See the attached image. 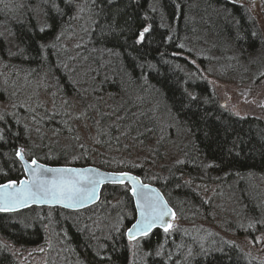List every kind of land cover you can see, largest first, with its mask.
Wrapping results in <instances>:
<instances>
[{"label": "trees", "instance_id": "obj_1", "mask_svg": "<svg viewBox=\"0 0 264 264\" xmlns=\"http://www.w3.org/2000/svg\"><path fill=\"white\" fill-rule=\"evenodd\" d=\"M79 1L0 0V59L25 63L17 68L25 75L45 73L60 100L78 101L90 127L83 138L54 94L53 111L24 112L28 126L21 111L2 113L0 183L23 176L21 148L26 159L49 165L132 172L188 222L213 219L214 207L194 185L213 184L232 210L222 220L229 232L264 231V121L224 109L204 75L262 77L264 39L247 9L236 0ZM77 2L88 29L72 59L61 41ZM144 27L150 31L137 44ZM134 218L128 185L105 184L81 210L0 212V237L30 246L41 242L44 225L53 226L68 264H135L125 238ZM192 239L155 229L136 239V264H264L214 232ZM0 264H19L2 244Z\"/></svg>", "mask_w": 264, "mask_h": 264}, {"label": "rangeland", "instance_id": "obj_2", "mask_svg": "<svg viewBox=\"0 0 264 264\" xmlns=\"http://www.w3.org/2000/svg\"><path fill=\"white\" fill-rule=\"evenodd\" d=\"M38 1L40 2V0ZM236 1L243 5L255 19L264 39V0ZM34 5H36V7L40 6L39 3ZM73 5L75 6L73 7V11H71L72 15H69V24L71 27L67 34L64 33V37L61 41L64 44V48L68 49L67 53L72 59L78 55V46L81 42L82 32L88 29L87 25L84 24L83 12L78 7V2ZM80 5L82 7V4ZM65 43L67 45L66 47ZM22 71L23 70L20 71L16 67L9 66L6 61L0 59V116L2 113H14L17 112L16 110H19L21 111L19 114L21 117H19L18 120L28 126L31 121L25 119L24 115L32 113V111L38 112L39 114L41 112L44 113V110L51 112L55 108L56 101L58 106L65 107L67 104L68 111L70 113L73 111L72 119H77V121H73V125L81 132L84 138V133L89 131L90 127L88 123L82 120L81 115H79L78 101L73 97L67 100H60L52 82L47 78L45 73L41 72V74L31 76L29 74H22ZM204 75L208 84L214 91L218 103L224 109L238 116L254 115L264 121V73L260 79L257 78L250 82L232 81V79L221 80L216 78L215 75ZM53 94L56 98L55 101L53 100ZM68 101L71 104L70 106ZM194 185L197 191H200L199 194H201V197L205 201L209 200L215 211L216 207L212 202L216 203V205L218 203H223L228 208L229 205L225 203L224 200L221 198L217 199L215 185H201L199 183ZM214 209L210 211L213 216L211 221L188 222L175 218L174 225L175 223L176 225L190 223V226H195L193 228L195 232H214L224 239L230 240V242L238 245L249 258L264 263V231L253 232L252 235L243 234L240 236L229 232L222 222L225 218L221 216L218 209L216 212ZM44 231V237L41 242L37 244L25 247L16 246L3 240L1 237L0 244L8 249L19 264H68L67 255L57 239V233L56 235L54 233L55 229L53 226L49 227L44 225ZM100 232L101 235L104 236V229ZM138 247V240L128 242L129 258L131 254L132 262L135 264L140 260L137 256V252H139Z\"/></svg>", "mask_w": 264, "mask_h": 264}, {"label": "snow or ice", "instance_id": "obj_3", "mask_svg": "<svg viewBox=\"0 0 264 264\" xmlns=\"http://www.w3.org/2000/svg\"><path fill=\"white\" fill-rule=\"evenodd\" d=\"M150 31L149 27H144L139 32L135 43L139 44L145 39V34ZM16 155L23 160L22 150H18ZM32 165L36 167L29 169L33 179L25 182L20 181L19 188L13 191L15 181H9L7 184L0 185V211H10L14 204H23L27 200L48 199L49 202L62 203L67 201L69 206L74 204L78 199L90 198L94 191L95 185L99 182L97 179L89 176L88 169H46L37 165L36 160H32ZM53 173L51 179L45 178V173ZM114 180L124 179L131 181L134 185L133 195L138 197L137 205L140 209L141 219L128 229L129 239H134L136 235H147L157 224H164V217L171 212L163 203L162 198L156 195L145 194L150 192L148 186L140 184L138 178L131 177L127 173H121L119 176L112 177ZM141 201H143L141 203ZM171 225L164 227L167 232Z\"/></svg>", "mask_w": 264, "mask_h": 264}, {"label": "water", "instance_id": "obj_4", "mask_svg": "<svg viewBox=\"0 0 264 264\" xmlns=\"http://www.w3.org/2000/svg\"><path fill=\"white\" fill-rule=\"evenodd\" d=\"M18 150H22L21 148H19ZM17 150V151H18ZM24 157V155H23ZM18 158V157H17ZM19 162L21 164L22 170H23V176L15 181L16 184L13 185V189H9L8 191H13L16 188H19L20 186V181H25L28 182L30 180L33 179L31 172L29 171V169L36 167V165H32V160H28L24 157L23 160L19 159ZM37 165H41L46 169H88L89 172L87 173L89 176L97 179L99 182L95 185L94 191L91 194L90 198H81L78 199L74 204H72L71 206H69L68 202H62V203H55V202H49L48 199H43V200H27L25 203L23 204H14L11 208L10 211H0V212H16V211H20V210H24L26 208L32 207V206H37V207H59V208H63V209H67V210H81L83 208L89 207L93 204H95L100 197V191L103 185L105 184H127L129 187V193L132 197V201H133V206L135 209V218L133 220V222L125 229V237L127 240L133 241L139 237H143L146 235H136L134 239H129V235H128V229L131 228L134 224L137 223L138 220L141 219V214H140V209L138 208L137 205V201H138V197L136 195H133L132 189L134 187L133 183L127 179H124L122 182L120 180H114L112 179V177L115 176H119L121 173H127L129 176L131 177H136L138 178L140 184H144L148 186V190H150V192H146L145 194H151V195H156L157 193L159 194V196L162 198V201L164 204H166L167 208L171 210L170 214L168 216L164 217V224H157L155 225L151 230H149L148 233H150L153 229L155 228H161L164 229V227H166L167 225H169V221L174 217L175 212L174 209L171 208L170 204L167 202L166 198L164 197L163 193L161 192V190L154 184L149 183V182H144L142 181V179L137 176L136 174L129 172V171H109V170H103L97 166L94 165H84V166H76V165H49V164H45L42 162L37 161ZM54 174L49 172V173H45V178L51 179L52 176ZM9 181L0 183V185L3 184H7ZM0 195H3L2 192H0ZM143 201H141L142 203ZM0 203H2V201H0ZM147 233V234H148Z\"/></svg>", "mask_w": 264, "mask_h": 264}, {"label": "bare ground", "instance_id": "obj_5", "mask_svg": "<svg viewBox=\"0 0 264 264\" xmlns=\"http://www.w3.org/2000/svg\"><path fill=\"white\" fill-rule=\"evenodd\" d=\"M82 7H84V5L82 4ZM175 14H177V12L175 13ZM69 20L70 19H66L65 21L68 23L69 22ZM63 29L62 28H60V30L59 31H62ZM62 33V32H61ZM61 33H59L58 34V36H61L62 34ZM191 59V58H190ZM195 63V60L194 59H191V64H194ZM18 65H19V67L20 68H23L24 66H25V63H18ZM16 68H19V67H17V66H15ZM31 76H35V75H33L32 73L30 74ZM264 165V164H263ZM218 202V201H217ZM213 203V205L216 207V210L218 209V211H219V213L221 214V216H223L224 218H228V217H232V210L230 209V208H226V207H224V206H222V204H220V203H218L217 205H216V203H214V202H212ZM171 206V205H170ZM171 208H172V206H171ZM174 212H175V210H174ZM175 218H177L176 217V212H175V215H174V217L169 221V224L171 225V227L169 228V230L167 231L170 235H176V237H177V239H180V240H186V241H188V242H194V240L192 239L193 237H195V231H193V228L195 227V226H190V223H186V224H183V223H181V224H179V225H176V223H175V225H174V219ZM194 221H197V220H193V221H191V222H194ZM182 222V221H181ZM206 222V221H205ZM155 229H159V230H161V231H163V232H165L164 231V229H161V228H155ZM155 229H153V230H155ZM152 230V231H153ZM151 231V232H152ZM150 232V233H151ZM193 232V233H192ZM150 233H148V234H150ZM232 233H234V234H236V235H245V234H247V232L246 231H244V230H242L241 232H232ZM147 234V235H148ZM218 235V234H217ZM126 238V237H125ZM128 241V240H127ZM180 243V242H179ZM195 243V242H194Z\"/></svg>", "mask_w": 264, "mask_h": 264}]
</instances>
